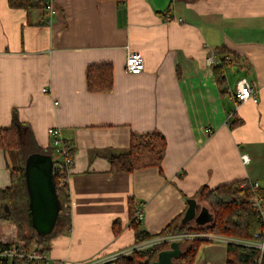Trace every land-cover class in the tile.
<instances>
[{"label": "crops", "instance_id": "obj_1", "mask_svg": "<svg viewBox=\"0 0 264 264\" xmlns=\"http://www.w3.org/2000/svg\"><path fill=\"white\" fill-rule=\"evenodd\" d=\"M45 1L50 10L26 11L0 0V127L22 124L41 148L52 147V127L72 150L70 227L50 240L51 264L131 246L130 198L151 235L203 185L255 181L264 204V0ZM220 47L224 92L207 62ZM128 50L142 54L137 74L124 70ZM99 62L112 65L113 84L91 92L86 67ZM240 78L255 83L257 102L235 103ZM153 131L166 143L159 168L110 171L131 134ZM9 156L0 150V190L10 183ZM7 225L0 243H21ZM213 242L194 264H225L226 243Z\"/></svg>", "mask_w": 264, "mask_h": 264}, {"label": "trees", "instance_id": "obj_2", "mask_svg": "<svg viewBox=\"0 0 264 264\" xmlns=\"http://www.w3.org/2000/svg\"><path fill=\"white\" fill-rule=\"evenodd\" d=\"M118 4H123L125 0H115ZM9 7L21 8L26 11L32 9L43 10L47 2L45 0H7ZM217 53H226L224 47L216 48ZM225 56L222 63L215 64L213 71L217 86L224 92L225 76L223 67ZM86 89L91 92H106L111 89L112 65L110 63H92L87 65L85 72ZM236 120L231 122L234 126ZM20 123L10 127H0V150L14 155L18 158V165L11 164L8 167L10 183L0 190V223L11 222L16 227V237L23 246H28L32 242L42 252H48L50 240L59 233L65 232L70 227L69 215V194L67 185L61 186L59 177L54 174L56 193L60 203V210L53 230L40 236L35 233L30 223V214L27 206L28 195L24 182V160L32 152L53 154L51 147L41 148L36 144L32 132ZM164 136L153 131L142 134H131L129 138V148L127 152L109 158L111 172H131L135 169L157 166L160 167L163 153L165 150ZM72 150L67 146L68 155L72 156ZM244 180H235L221 184L215 188L201 186L193 198L198 202L202 201L213 214V222L204 226H196L193 222H188L186 226L180 224V216L170 221L164 229L156 235L180 234L184 232L213 233L222 236L264 241V223L259 220L257 212L252 208L250 198L254 193L261 197L258 185L255 189L248 180L244 185ZM137 204L132 198L128 200V220L134 230V242L138 244L150 239L155 235L149 234L141 228V221L136 217ZM118 221H115V225ZM115 228L117 227L114 226ZM181 255L175 264H194L195 256L200 245L209 243L206 239L192 238L184 239L180 242ZM8 243H0V248L8 247ZM167 243L157 244L145 249L134 251L131 255L120 257L115 264H149L155 259L157 253L165 249ZM264 264V252L259 253L258 249L243 246L235 243L226 244L225 264ZM0 264H30L25 259H8L0 257Z\"/></svg>", "mask_w": 264, "mask_h": 264}, {"label": "built area", "instance_id": "obj_3", "mask_svg": "<svg viewBox=\"0 0 264 264\" xmlns=\"http://www.w3.org/2000/svg\"><path fill=\"white\" fill-rule=\"evenodd\" d=\"M47 10H50V4L47 5ZM207 62L209 65L215 62L214 53L211 52L209 57L207 58ZM143 57L139 51L128 50L125 56L124 61V70L128 73L137 74L143 69ZM43 92L47 91L46 88L42 89ZM233 98L235 103L241 104L248 100H252L257 102V92L255 83L248 81L246 78H240L234 87ZM209 130V129H208ZM47 132L52 136V170L53 174L59 177L60 185H67V176L69 167L72 164V158L67 153V144L61 139L59 136V130L55 128H48ZM242 160L244 163L249 161V155L247 153L241 154ZM246 180L241 182V185H244ZM252 185V188L258 185L255 181H249ZM250 203L252 208L257 212L258 218L260 221L264 223V204L262 203L261 197L254 193L250 198ZM136 217L141 219L142 217V209H139L136 213ZM192 238H202L206 239L209 242L218 241L228 243L240 244L243 246L253 247L258 249L259 253L262 254L264 252V241L253 239V240H245L232 238L227 236H222L219 234L213 233H202V232H184L180 234H170V235H155L150 239L143 241L138 244H132L127 248H123L118 252L112 253L111 255L104 257H95L93 259L77 261L74 264H115V261L120 257H125L131 255L134 251L145 249L147 247L164 244L167 243V247L172 241H181L184 239H192ZM0 257H5L8 259L16 258V259H25L30 264H51L52 258L47 252H42L38 249L37 244L32 242L28 246H23L22 243L16 242L14 244L9 245L8 247L0 248ZM256 264H259V259H256ZM53 264H65V261H57Z\"/></svg>", "mask_w": 264, "mask_h": 264}, {"label": "water", "instance_id": "obj_4", "mask_svg": "<svg viewBox=\"0 0 264 264\" xmlns=\"http://www.w3.org/2000/svg\"><path fill=\"white\" fill-rule=\"evenodd\" d=\"M52 164V156L40 152H32L24 160V182L28 195L30 223L35 233L40 236H45L53 230L60 210ZM185 202L186 208L180 218L181 225L186 226L192 221L194 225L204 226L213 222L212 212L206 206H200L198 209L195 198L188 197ZM180 255L179 241H172L167 248L160 250L149 264H175Z\"/></svg>", "mask_w": 264, "mask_h": 264}, {"label": "rangeland", "instance_id": "obj_5", "mask_svg": "<svg viewBox=\"0 0 264 264\" xmlns=\"http://www.w3.org/2000/svg\"><path fill=\"white\" fill-rule=\"evenodd\" d=\"M48 4H50V3H47L46 4V7H47V5ZM45 7V8H46ZM47 9V8H46ZM211 52H213L214 53V58H215V62L213 63V64H220L221 62H222V59H220V57H219V53H217L216 51H215V49L214 50H212ZM225 60H226V57L224 58ZM9 158H10V161L12 162V164H14V165H18L19 164V162H14V157L11 155V156H9ZM199 206H205V203L204 202H202V201H200L199 202ZM3 224H8L7 226H9V230H10V233L12 234V232H13V227H12V224H11V222H4ZM9 233V234H10ZM16 237V236H15ZM14 237V239H13V241H15V238ZM11 244H14V242H10ZM213 243H216V244H220V245H224L223 243H221V242H213ZM10 244V245H11ZM207 249H208V247L205 245V244H202L201 246H200V248H199V250H198V255H197V257H199V258H201V257H203L205 254H207Z\"/></svg>", "mask_w": 264, "mask_h": 264}]
</instances>
